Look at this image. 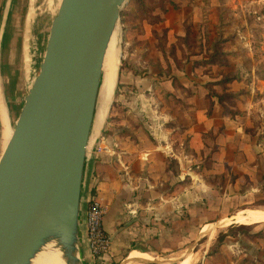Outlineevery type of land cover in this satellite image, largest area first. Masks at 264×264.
I'll return each mask as SVG.
<instances>
[{"label": "crops", "instance_id": "0c3cea01", "mask_svg": "<svg viewBox=\"0 0 264 264\" xmlns=\"http://www.w3.org/2000/svg\"><path fill=\"white\" fill-rule=\"evenodd\" d=\"M17 1L12 0L11 3L0 56V120L2 122L7 116L11 127L12 120L19 116L27 94L23 42H19V34L16 31L11 32L17 21L15 15ZM218 1L223 3L222 0H212V6ZM8 4L9 0H0V30ZM175 16V11L168 9V13L162 16L158 23L144 20L142 55L138 54L139 50L125 51L124 60L127 64L120 71L118 98L125 108L142 112V132L138 128L141 126L138 121L137 127L128 130V134L124 132L121 138L118 131L123 127L117 128L114 125H121L113 123L112 126L116 128L113 131L116 130V133H112L107 141L105 137H99L89 149L82 192L83 236L88 264H140V260L152 262L155 258L151 255L162 256L164 252L168 255H177L182 264L186 261L185 253L188 249H179V246L184 242L188 244L189 239L194 237L197 222L217 221L205 224L204 231L208 226L233 221L239 216L246 218L252 210L264 211L263 208L251 206L258 202L259 184L261 188L264 185L261 183L262 179L264 182V91L258 89L260 95L257 98L258 102L253 101L252 95L250 107L238 105L241 114H236L235 117L224 114L227 102H220L218 96L222 94L218 91L219 86H211V83L220 81L221 76L216 78L217 75H211L212 72H209V75L206 70L207 67L220 70L225 67L195 66L197 62L208 60L211 52L203 60L195 53L190 57L193 73L192 76L188 75L189 77L185 78L187 82L181 76L188 73L175 75L183 90L174 87L172 81L171 83L167 81L168 86L166 83L164 87L165 77L162 70L168 51L166 46L170 48L174 44L177 45L178 39L175 38V34L181 35L179 24L174 20ZM211 18L214 21L208 29L216 30V36L210 38L208 42L210 46L220 39L224 32L218 13L214 11ZM130 33L134 35L136 32L132 30ZM161 34H165L166 39L160 43L158 37ZM194 40L191 46L196 47L197 42ZM223 41L225 42V39ZM205 43L206 39L198 42L200 45ZM177 58H180L179 55ZM167 59L171 60L169 57ZM230 73L231 71L227 74ZM236 84L237 80L228 84L226 92L238 96L240 87ZM165 92L178 100L176 107L177 110H182L181 118H176L173 122H179L184 128L183 132L173 124L170 126L163 122V111L175 107L164 104ZM240 97L242 99V96ZM131 122L132 119L124 120L122 126L130 129L128 126ZM133 135L135 140L131 137ZM210 135L216 139L217 146L214 153L216 161L214 169L219 171L220 164H229L231 173L228 174L233 175L234 183L226 180L221 186L206 184L203 180L195 182L192 179L194 172L188 171V162L183 161L190 159L191 156L177 148V142L188 140L191 153H200L205 150ZM137 140L140 144H136ZM164 142L167 143L166 147ZM237 156L239 162L234 160ZM168 157H172L180 164V173L174 176L177 180L174 186L165 183L168 181L163 171L164 161ZM222 172H225L224 168ZM195 190L203 196L201 199L198 198L201 203L196 202ZM229 191L236 195L232 208L230 204L233 202L229 200ZM91 195H95L107 211L104 228L111 238V247L102 263H97L92 258L87 243L86 219ZM201 204L210 207L220 205L218 208L220 211L215 215L208 214L207 221L204 216L198 218L200 220L198 221L196 212L203 214ZM251 207L255 209L249 210ZM234 221L230 226L241 225ZM237 237L229 236L224 243L234 241ZM229 250L235 257L230 256L231 259L226 264H241V261L254 253L253 249ZM193 258L192 253L191 261Z\"/></svg>", "mask_w": 264, "mask_h": 264}, {"label": "water", "instance_id": "95a60500", "mask_svg": "<svg viewBox=\"0 0 264 264\" xmlns=\"http://www.w3.org/2000/svg\"><path fill=\"white\" fill-rule=\"evenodd\" d=\"M130 2L62 0L39 68L30 8L23 38L27 94L0 156V264H33L50 245L63 264H88L82 212L86 162L105 58L117 28L122 39L121 12ZM11 3L3 15L0 56ZM122 58L123 53L120 64ZM112 105L113 100L109 111Z\"/></svg>", "mask_w": 264, "mask_h": 264}, {"label": "rangeland", "instance_id": "374dc122", "mask_svg": "<svg viewBox=\"0 0 264 264\" xmlns=\"http://www.w3.org/2000/svg\"><path fill=\"white\" fill-rule=\"evenodd\" d=\"M222 1L223 3L218 1L215 6H212V0H131L129 5L124 7L121 12L122 39L120 33V50L121 54L123 53V58L121 60L120 69L122 67L124 68V66L127 64L124 60L125 51L129 52L132 49L134 52H137L139 50L138 54L142 55V22L147 20L149 22L158 23L162 20V16L168 13V9H173L176 13L174 20L177 22V24H179L181 35L178 36V34H175V38L178 39L177 45L174 44L170 48L166 46L168 54L166 53V60L163 62L164 67L162 71L164 72L165 77L163 86H166L167 81L169 83L172 81V85L174 87H178L183 90V86L180 84V82H178L179 80L175 75H181L182 72L188 73L186 76H181L184 77L183 80L187 82L185 78L189 77L188 75L192 76L193 73L192 59H190V57H192V55L195 53L200 57L199 59L203 60L205 57L210 55L212 46H210L208 42L210 41V38L212 39L216 36V30L213 29L210 31L208 28L209 25L214 21V19L211 18V15L215 11L218 13L219 18H221L224 31L220 36L222 40L225 39V42L222 44L221 48L222 51L229 53L227 57L221 58L225 65L223 67L225 68L222 70L212 67L209 68L205 65L204 61L197 62L195 66L197 68L200 66L207 67L208 70L206 71L209 75V72H212L211 75H217L216 78L221 76L220 81H223L224 77L229 75L227 73L231 71L230 74L234 75L237 80L236 86L240 87V93L238 96L234 94L235 96L230 98L229 95L232 93L229 94L226 92L228 88H226V85L224 84L218 85V91H221L220 93L224 95V98L229 97L225 99L228 106H225L226 108L224 113L231 117H235L236 114H241L239 106L242 105L243 107H250L252 95L253 101L258 102L257 100L259 99L257 98L260 96L258 95V89L264 91V0ZM59 4L60 2L57 0L17 1L15 13V15H17V21L15 22V26H12L11 32L14 33L16 31V33L19 34V42H23L26 19L28 13L30 12V8H32L33 13L35 14V23L32 34V47L34 61L36 62L37 68H39V64L41 62L40 55L45 49V43L49 35L51 22L57 13ZM171 4L175 5V8ZM166 8L167 12H165ZM33 13L30 14V18H33ZM132 30L136 32L134 35L130 33ZM165 39V34H161L158 37L160 43ZM204 39L207 40L205 45L198 44L200 40L203 41ZM193 40L197 42L196 47L191 46ZM177 55H179V59L177 58ZM167 57L171 58V60L169 61ZM201 70L203 71L202 68ZM118 85H120V82H118L115 90L113 105L107 116L103 118L104 130L102 129L101 131L102 135L100 133L93 139L91 147L99 137H105L107 141L112 133H116V130L113 131V129H116L114 126L117 128L123 127L121 131H118V134L120 133L119 136L123 138L124 132L125 134H128V130L136 128V123L140 121L141 129L139 126L138 128L142 132V112L125 108L126 106L118 98ZM164 91L166 90L164 89ZM240 96H242V99ZM163 102L168 106H170V104L175 106L173 108L169 107L163 111V122L170 126L173 124L175 128H178L179 131L183 132L184 128L182 125L179 124V122H173L176 118H181L180 113L182 110H177L176 107L178 106V100L174 96L168 95L165 92L163 96ZM127 119H132L131 124L128 126L130 129H128L126 126H122L123 121ZM15 120H12V128L14 127ZM113 123L119 124L121 126H112ZM131 137L135 140L134 135ZM207 140L208 141L206 142L205 150L200 153H191L190 148H188V140L177 142V148H181L191 156L190 159H184L183 161L188 162V171L193 170L194 176L192 179H194L195 182L203 180L206 184L221 186L224 185L226 180L234 183L235 181L233 175L228 174L231 173V167L229 164H220L219 171L214 169V164L216 163L214 160V153L217 151L216 139L214 136L210 135ZM136 144H140L138 143V140ZM164 146L166 147L167 143L164 142ZM234 160L235 162H239L240 159L237 156ZM164 163L165 168L163 171L166 174L168 181L165 183L169 186H174L177 184V182H175L177 180L174 176H178L180 173V164L172 157L166 158ZM223 168L225 172H222ZM261 183L263 185V179ZM259 188V193H257V195H259L258 202H255L251 206L264 209V206H258V204L264 202V185L261 188V185L259 184ZM195 191L196 202L201 203V200L198 198L201 199L203 196L200 195L198 190ZM229 192V200L233 202L230 204L232 205V208L236 195L233 191ZM219 206L216 205L215 207H210L209 205L204 206L201 204L203 214L200 215L197 211L196 219L198 220V218L204 216L205 221H207L206 219L208 218V214L215 215L220 211L218 210ZM225 208L227 209L228 206H225ZM248 209L252 210L255 208L251 207ZM212 222L217 223L216 220ZM212 222H197L195 225L194 237L189 239L188 244L184 242V244L179 246V249H188V251H186L187 253H185V257H187L189 252V255L191 256L192 253L194 254V258L190 264H226L230 261V256H232V258L235 257L233 252H231L229 249L235 248L254 250L253 255H249V258H245L243 261H241V264H264V224L254 225L252 227L251 233H255L254 235L251 233L240 234L236 240H230L229 242L227 241V243L219 245L217 241L218 237L225 232H229L231 226L214 228L208 232H204L203 229L205 224ZM151 256L155 258L154 261L151 263H144L143 261L140 262V264H181L179 262L181 259L177 255H168L164 252V255L162 256Z\"/></svg>", "mask_w": 264, "mask_h": 264}, {"label": "bare ground", "instance_id": "6f19581e", "mask_svg": "<svg viewBox=\"0 0 264 264\" xmlns=\"http://www.w3.org/2000/svg\"><path fill=\"white\" fill-rule=\"evenodd\" d=\"M57 1L61 3L62 0H57ZM120 43H121L120 28H117L110 42L104 62L103 75H102L101 87H100L99 105L97 108L96 117L93 125L92 137L89 145L90 148L93 139L97 135H99L103 129V124H104L103 118L107 116L110 104L112 103V100L114 98V93L118 80V70L120 67V58H121ZM2 123H3V131H2V139H1V152L2 150L4 151L6 149L7 144L13 134V128L11 127L7 116L4 117ZM234 220H233L234 222L246 226L261 224L264 223V211L252 210L249 213L248 217L244 218L239 216V218H236ZM233 221L228 220L216 226L215 225L208 226L205 228L204 232H208L209 230L214 228L228 227L233 223ZM191 258H192L191 255L187 256L186 261L182 264L189 263L191 261ZM33 264H63V263L59 251L55 249L52 245H50L46 247V249H44L37 256Z\"/></svg>", "mask_w": 264, "mask_h": 264}, {"label": "built area", "instance_id": "2783aa9c", "mask_svg": "<svg viewBox=\"0 0 264 264\" xmlns=\"http://www.w3.org/2000/svg\"><path fill=\"white\" fill-rule=\"evenodd\" d=\"M1 139L2 126L0 120V147ZM106 212V208L100 200L95 195H91L86 219L87 243L90 254L97 263L104 261L111 247V238L104 228Z\"/></svg>", "mask_w": 264, "mask_h": 264}, {"label": "trees", "instance_id": "16d2710c", "mask_svg": "<svg viewBox=\"0 0 264 264\" xmlns=\"http://www.w3.org/2000/svg\"><path fill=\"white\" fill-rule=\"evenodd\" d=\"M172 5V4H171ZM175 8V5H172ZM165 12H167V8L165 9ZM224 43V41L222 40V38L220 37V39H218L217 41H215L212 45V51H211V55L209 57L208 60L204 61L206 66H212V65H218V66H225L224 62L221 60V58L227 57L229 55V53L222 51V44ZM124 66V65H122ZM123 68V67H122ZM121 68V69H122ZM236 80V78L234 77V75H227L226 77H224L223 81H218V82H214L211 83V86H216V85H220V84H224L227 85L234 82ZM120 87V85H118V88ZM230 94V93H229ZM218 96V95H217ZM224 95H219V100L220 102H226L225 99L227 98H233L235 95L234 94H230L229 97H223ZM225 111V110H224ZM225 114V113H224ZM258 206H264V202L258 204ZM252 227L253 226H245V225H232L229 229V232H227L226 234H221L218 237V244L222 245L224 243V241L226 240L227 237H237L240 234H250L252 231ZM254 235V234H253Z\"/></svg>", "mask_w": 264, "mask_h": 264}]
</instances>
